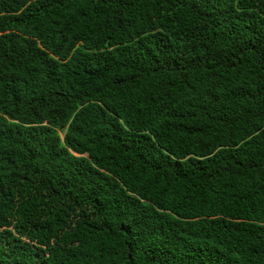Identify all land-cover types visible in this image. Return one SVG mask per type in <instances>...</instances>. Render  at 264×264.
Segmentation results:
<instances>
[{
    "label": "trees",
    "instance_id": "trees-1",
    "mask_svg": "<svg viewBox=\"0 0 264 264\" xmlns=\"http://www.w3.org/2000/svg\"><path fill=\"white\" fill-rule=\"evenodd\" d=\"M0 264H264V0H0Z\"/></svg>",
    "mask_w": 264,
    "mask_h": 264
}]
</instances>
